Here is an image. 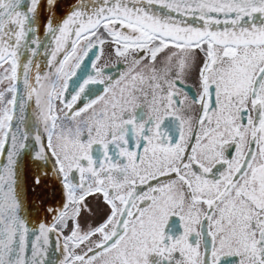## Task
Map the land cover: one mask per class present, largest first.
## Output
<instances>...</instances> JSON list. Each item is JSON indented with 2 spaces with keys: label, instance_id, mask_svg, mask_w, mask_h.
Masks as SVG:
<instances>
[{
  "label": "snow or ice",
  "instance_id": "snow-or-ice-1",
  "mask_svg": "<svg viewBox=\"0 0 264 264\" xmlns=\"http://www.w3.org/2000/svg\"><path fill=\"white\" fill-rule=\"evenodd\" d=\"M0 264H264V0H0Z\"/></svg>",
  "mask_w": 264,
  "mask_h": 264
}]
</instances>
